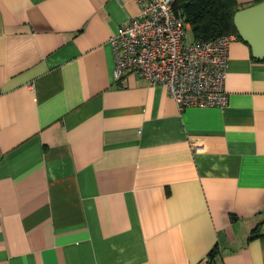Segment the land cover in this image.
<instances>
[{
  "label": "crops",
  "instance_id": "obj_1",
  "mask_svg": "<svg viewBox=\"0 0 264 264\" xmlns=\"http://www.w3.org/2000/svg\"><path fill=\"white\" fill-rule=\"evenodd\" d=\"M139 13L0 0V264H264V59L237 39L229 105L181 112L114 78Z\"/></svg>",
  "mask_w": 264,
  "mask_h": 264
},
{
  "label": "built area",
  "instance_id": "obj_2",
  "mask_svg": "<svg viewBox=\"0 0 264 264\" xmlns=\"http://www.w3.org/2000/svg\"><path fill=\"white\" fill-rule=\"evenodd\" d=\"M137 17L119 26L110 38L114 78L135 74L166 88L183 112L188 108H226L225 89L231 45L238 38L189 41L191 26L175 10L177 0H134Z\"/></svg>",
  "mask_w": 264,
  "mask_h": 264
},
{
  "label": "trees",
  "instance_id": "obj_3",
  "mask_svg": "<svg viewBox=\"0 0 264 264\" xmlns=\"http://www.w3.org/2000/svg\"><path fill=\"white\" fill-rule=\"evenodd\" d=\"M175 10L186 17L194 40L211 41L229 35L240 39L234 24L240 10L237 0H177Z\"/></svg>",
  "mask_w": 264,
  "mask_h": 264
},
{
  "label": "water",
  "instance_id": "obj_4",
  "mask_svg": "<svg viewBox=\"0 0 264 264\" xmlns=\"http://www.w3.org/2000/svg\"><path fill=\"white\" fill-rule=\"evenodd\" d=\"M240 39L250 46L256 60L264 59V1L240 9L234 16Z\"/></svg>",
  "mask_w": 264,
  "mask_h": 264
},
{
  "label": "rangeland",
  "instance_id": "obj_5",
  "mask_svg": "<svg viewBox=\"0 0 264 264\" xmlns=\"http://www.w3.org/2000/svg\"><path fill=\"white\" fill-rule=\"evenodd\" d=\"M188 36L190 42L194 41L193 33L191 31L189 32Z\"/></svg>",
  "mask_w": 264,
  "mask_h": 264
}]
</instances>
